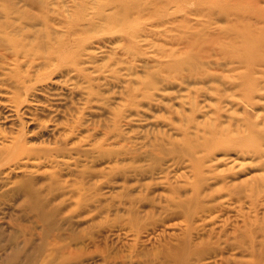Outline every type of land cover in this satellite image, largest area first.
<instances>
[{
  "label": "bare ground",
  "instance_id": "6f19581e",
  "mask_svg": "<svg viewBox=\"0 0 264 264\" xmlns=\"http://www.w3.org/2000/svg\"><path fill=\"white\" fill-rule=\"evenodd\" d=\"M0 264H264V0H0Z\"/></svg>",
  "mask_w": 264,
  "mask_h": 264
},
{
  "label": "rangeland",
  "instance_id": "374dc122",
  "mask_svg": "<svg viewBox=\"0 0 264 264\" xmlns=\"http://www.w3.org/2000/svg\"><path fill=\"white\" fill-rule=\"evenodd\" d=\"M93 223H94V222L91 221L89 224H83L82 227L78 228L77 230H86V229H88L89 226H90L91 224H93Z\"/></svg>",
  "mask_w": 264,
  "mask_h": 264
}]
</instances>
